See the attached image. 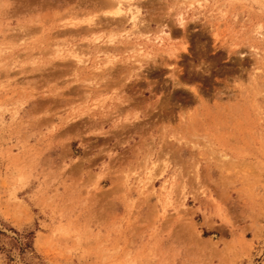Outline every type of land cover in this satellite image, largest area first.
<instances>
[{"label":"rangeland","instance_id":"1","mask_svg":"<svg viewBox=\"0 0 264 264\" xmlns=\"http://www.w3.org/2000/svg\"><path fill=\"white\" fill-rule=\"evenodd\" d=\"M110 1L0 0V264H264V0Z\"/></svg>","mask_w":264,"mask_h":264},{"label":"bare ground","instance_id":"2","mask_svg":"<svg viewBox=\"0 0 264 264\" xmlns=\"http://www.w3.org/2000/svg\"><path fill=\"white\" fill-rule=\"evenodd\" d=\"M128 4V11H124L123 7L124 5ZM133 0H128V1H125V0H111L110 2L107 3L108 6L112 7L113 8V11H109L111 13V15L113 16H120L122 18H125L126 15L128 13H130L132 16V20L134 25L136 26L137 25V22H138V16L140 14V9L137 5L133 4ZM127 19V18H125ZM71 54L76 58L77 62L79 63H82L83 60L82 58L80 57V55H78V53H76V51H72Z\"/></svg>","mask_w":264,"mask_h":264},{"label":"clouds","instance_id":"3","mask_svg":"<svg viewBox=\"0 0 264 264\" xmlns=\"http://www.w3.org/2000/svg\"><path fill=\"white\" fill-rule=\"evenodd\" d=\"M262 31H264V25H258L256 29V35H261Z\"/></svg>","mask_w":264,"mask_h":264}]
</instances>
